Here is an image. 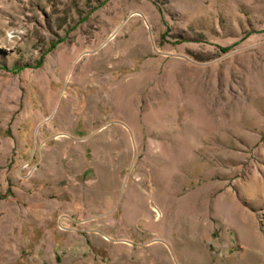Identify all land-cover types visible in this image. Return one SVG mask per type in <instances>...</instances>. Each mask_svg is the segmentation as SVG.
I'll use <instances>...</instances> for the list:
<instances>
[{"label": "rangeland", "instance_id": "374dc122", "mask_svg": "<svg viewBox=\"0 0 264 264\" xmlns=\"http://www.w3.org/2000/svg\"><path fill=\"white\" fill-rule=\"evenodd\" d=\"M0 264H264V0H0Z\"/></svg>", "mask_w": 264, "mask_h": 264}]
</instances>
